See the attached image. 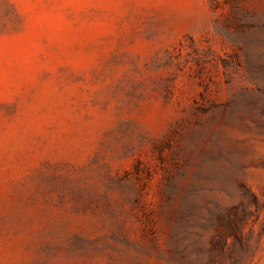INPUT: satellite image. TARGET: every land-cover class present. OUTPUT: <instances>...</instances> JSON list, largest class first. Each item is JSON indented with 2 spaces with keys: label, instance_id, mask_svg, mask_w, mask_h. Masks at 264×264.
<instances>
[{
  "label": "rangeland",
  "instance_id": "rangeland-1",
  "mask_svg": "<svg viewBox=\"0 0 264 264\" xmlns=\"http://www.w3.org/2000/svg\"><path fill=\"white\" fill-rule=\"evenodd\" d=\"M0 264H264V0H0Z\"/></svg>",
  "mask_w": 264,
  "mask_h": 264
}]
</instances>
